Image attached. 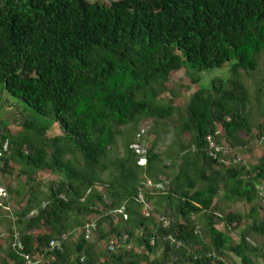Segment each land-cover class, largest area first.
Listing matches in <instances>:
<instances>
[{"label": "trees", "instance_id": "1", "mask_svg": "<svg viewBox=\"0 0 264 264\" xmlns=\"http://www.w3.org/2000/svg\"><path fill=\"white\" fill-rule=\"evenodd\" d=\"M263 61L264 0H0V87L46 120L23 122L17 137L0 122V146L8 142L0 175L27 177L23 194L6 185L25 203L7 227L3 264H25L21 254L40 255V264H233L228 254L257 264L248 238L264 235V157L254 166L247 158L253 137L264 144V117L254 128L240 77L264 76ZM227 65L228 78H212L184 106L177 172L164 173L151 148L139 166L133 132L143 119L175 114L158 102L171 75ZM217 130V143L232 149L227 164L208 153ZM117 137L124 152L111 161ZM237 155L245 162L231 164ZM39 172L55 175L44 189ZM159 178L162 191L142 185ZM229 231L240 232L237 243ZM16 236L22 252L12 248ZM112 238L119 246L103 250Z\"/></svg>", "mask_w": 264, "mask_h": 264}, {"label": "rangeland", "instance_id": "2", "mask_svg": "<svg viewBox=\"0 0 264 264\" xmlns=\"http://www.w3.org/2000/svg\"><path fill=\"white\" fill-rule=\"evenodd\" d=\"M90 2L96 0H88ZM99 2H110L116 0H98ZM264 66V61L262 62L261 67ZM229 66H225L222 70H211L205 71L202 73H197L192 70L184 69L183 71L172 74L167 82H165V88L162 90L158 102L166 106L172 105L175 109V114L168 121H158L155 122L152 119H143L141 120L133 132V142L136 141L137 135L141 134V143L144 144V150L146 148L153 149V153L159 155L161 160L162 171L167 175H171L173 171L177 172V164H179V159L182 157L180 152L179 141L177 138V125L182 118V111L184 106L191 98L196 89L207 88L210 86V80L215 77L228 78L229 77ZM263 74H256L254 77H248L243 75L240 77V81L248 89L249 103L247 105V111L250 116V121L255 128V126L262 121L264 117V85L260 88L261 82L259 80ZM264 77V76H263ZM191 78H199V86L192 82ZM206 89V90H207ZM29 121L35 127H40L45 125L46 120L38 116L32 109L26 107L21 102L16 99L9 97L0 87V122L3 123L6 130L9 134L14 135L15 137L26 133L22 128V123ZM129 127L122 128L123 131H127ZM141 131H144L143 134ZM59 131L56 125H52L49 129L48 135L55 136L58 135ZM123 137H117L115 139V145H113L108 154V159L114 161L120 158L123 155ZM259 142V139L253 137L250 146L254 148L252 154L247 158V161L250 165H256L259 162V157H264V144ZM245 149L239 150L241 154ZM173 162L176 164L173 165ZM17 167V166H16ZM164 167H169L164 169ZM18 168V167H17ZM164 169V170H163ZM109 173V172H108ZM108 173L103 174V179H108ZM26 176L13 177L2 176L0 175V191H5L6 185H10L13 190L25 193V183ZM36 180L39 181L41 186L46 187L48 181L55 179V175H49L43 172L36 174ZM62 176L56 177V181H61ZM5 204H4V203ZM25 196L18 197L14 194L12 195H0V264H3L4 251L6 250L9 237L7 235V227L16 219V213L20 212V209L24 206ZM264 205V203H263ZM235 208L240 210L243 214H247L250 206L245 204H236ZM143 213H147V209H143ZM258 222L260 220L259 215L257 218ZM264 220V219H262ZM250 224V223H249ZM249 224L246 222L244 227H248ZM220 228L223 230L224 227ZM43 231H48V229H43ZM232 239V243L235 244L239 241L240 232L239 231H229L227 232ZM248 241L257 247L258 252L256 253L254 259L257 264L261 261L259 259V234L252 233L248 238ZM106 243L101 245V248L105 249ZM231 258L230 261L233 264H241L240 259L228 254Z\"/></svg>", "mask_w": 264, "mask_h": 264}, {"label": "built area", "instance_id": "3", "mask_svg": "<svg viewBox=\"0 0 264 264\" xmlns=\"http://www.w3.org/2000/svg\"><path fill=\"white\" fill-rule=\"evenodd\" d=\"M142 134L144 131H141ZM220 135V130H217L213 135H208L206 138V141L208 143V153L209 156L212 157L214 160H217L219 163L227 164L226 157L230 154L232 155V149L229 147V145L224 144L221 145L220 143H217L216 137ZM263 139H261L259 142L262 143ZM145 147L143 143H141V134L137 135L136 141L130 146V149L134 151V153L138 156V162L137 164L139 166H145L146 164V148L142 150ZM8 149V142L4 141V143L0 146V156H2V153L7 151ZM220 154V156H219ZM243 159H241L240 156H234L231 160V164H239L244 163ZM142 185L144 188L148 190H163L164 183L161 181V178H159V182L154 183L151 180H145ZM0 195L6 196L5 191H0ZM137 200L142 202L144 200L143 194L141 191H139ZM118 213L123 212V208L121 210H117ZM124 218H126L125 214L123 215ZM165 225H168V221L164 222ZM95 228V225L93 223L87 224L85 226V233L88 236L90 234L91 229ZM67 239V235H62L61 239L58 240H52L50 241L49 245L51 249L53 248H60L63 241ZM126 237L123 238V241H125ZM115 246H119V242L117 239L112 238L110 241H108L105 245V249L108 251H113L115 249ZM12 248L16 249L17 251L23 250V246L21 242L19 241V238L16 236L15 241L12 243ZM22 258L24 259L25 264H40L41 262V256L38 254H35L34 256H30L27 254H21Z\"/></svg>", "mask_w": 264, "mask_h": 264}, {"label": "crops", "instance_id": "4", "mask_svg": "<svg viewBox=\"0 0 264 264\" xmlns=\"http://www.w3.org/2000/svg\"><path fill=\"white\" fill-rule=\"evenodd\" d=\"M262 144H260V145H262ZM260 157H262V156H260ZM259 217H260L259 223L264 222V220H262V219H264V213L263 212H261V214H259ZM259 246H260L259 251L261 250V252H262L261 254L259 253V259L261 261L259 264H263L262 259H264V235L263 236L259 235Z\"/></svg>", "mask_w": 264, "mask_h": 264}, {"label": "clouds", "instance_id": "5", "mask_svg": "<svg viewBox=\"0 0 264 264\" xmlns=\"http://www.w3.org/2000/svg\"><path fill=\"white\" fill-rule=\"evenodd\" d=\"M131 146V145H130Z\"/></svg>", "mask_w": 264, "mask_h": 264}]
</instances>
